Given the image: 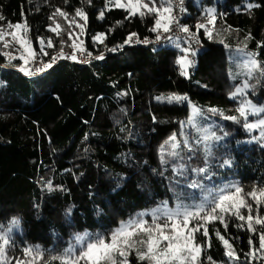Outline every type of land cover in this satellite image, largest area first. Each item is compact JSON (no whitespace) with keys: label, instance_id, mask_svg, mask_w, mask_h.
I'll return each mask as SVG.
<instances>
[{"label":"trees","instance_id":"1","mask_svg":"<svg viewBox=\"0 0 264 264\" xmlns=\"http://www.w3.org/2000/svg\"><path fill=\"white\" fill-rule=\"evenodd\" d=\"M106 3L0 0L5 18L0 29L7 30L8 23L26 24L27 38L43 65L59 49L58 44L47 47L54 41L57 9L67 14L63 18L82 22L79 39L85 49L83 63L61 57L40 75L18 71L19 57L9 60L0 50V231L11 236L10 264L25 247H38L44 260L61 256L70 245L77 248V235L107 237L122 222L163 202L173 207L199 203L207 193L189 187L194 180L213 190L238 185L247 193L264 188V147L245 141L250 134L242 118L240 123L223 118L239 117L236 109L244 98L264 106V73L257 70L249 78L237 54L242 48L254 53L264 69V0H186L181 24L197 32L201 43L196 55L189 56L194 63L187 76L176 63L186 44H147L158 34L150 31L155 14H132ZM78 9L86 21L76 15ZM209 9L215 18L211 38L204 28L196 29ZM98 35L101 40L94 39ZM245 81L253 87L245 97L231 99ZM170 95L187 100L170 104L156 99ZM190 104L201 113L197 124L210 120L220 137L210 151L195 142L193 128H184ZM182 127L193 152L184 147ZM173 133L180 141V156H168L171 149L165 145L168 163H162L161 145ZM224 160L230 164L221 167ZM180 163L189 166L186 176L173 172ZM205 167L211 173L208 179L191 171ZM258 214L264 215V209ZM226 219L227 229L214 221L207 238L198 236L204 264L209 256L215 264H264V253L246 255L259 247L258 234L237 227L241 221L235 217ZM217 232L232 245L238 261H228ZM129 261L139 264L134 253Z\"/></svg>","mask_w":264,"mask_h":264},{"label":"snow or ice","instance_id":"2","mask_svg":"<svg viewBox=\"0 0 264 264\" xmlns=\"http://www.w3.org/2000/svg\"><path fill=\"white\" fill-rule=\"evenodd\" d=\"M114 3L115 7L121 8L124 5L121 0H107V4ZM129 8L132 9V14H135V10L144 9L146 11H140V15L155 14L154 15V27L150 31L157 32L156 39L160 40L163 37L159 34L168 33L172 31V26L175 25L180 32L187 34L189 40L198 42L197 32L191 31L188 26L181 25L178 18L173 15V5L170 0H160L159 7L153 4L152 0H128ZM176 7H179L183 11V0H177ZM56 16L65 17L67 14L57 9L54 13ZM76 15L87 20L84 12L81 10L76 11ZM101 18L104 13L102 12ZM5 18L0 15V21ZM209 24L213 23L214 16L212 10L209 9L208 17L206 18ZM81 28V34H83V26ZM8 29H19L23 33L22 36H18L15 31L8 32L0 29V41L4 42V46L7 48L11 42L5 40V37L11 35L12 40L20 44L24 49L26 55H21L20 60L23 64L19 67V71L25 75H32L33 72L27 67L29 63L36 60L37 53L31 47V41L27 38L28 27L26 24L17 23L15 25L8 23ZM205 29V34L211 38V32L205 28L203 23L197 24L196 29ZM60 29V25L57 24L55 28L51 30L57 32ZM133 33L125 43H130ZM171 39L170 37H167ZM96 40H101L102 35L94 37ZM147 42V41H145ZM40 44L44 41L40 40ZM63 43V41H62ZM47 47H53L51 40L47 42ZM73 52L70 56L72 60L77 59L76 52L79 51L81 55L85 53L83 47V41L79 45L73 43L71 45ZM115 51V49H112ZM181 51L184 53L177 58L176 63L180 66V74L182 76L188 75V67L193 63L189 56H195L196 52L188 48H183ZM240 53L247 55L251 59L244 63L243 67L247 70L246 74L249 78L257 70L264 73L257 61L254 59V53L246 52L245 49H239ZM40 53L48 55L44 51V48L40 49ZM91 55V53H87ZM9 60L14 59L10 53H5ZM64 56L63 50L56 57H52V62ZM96 59H103V56H98ZM52 63H46L43 67L35 68V72H41L45 69L51 68ZM235 79V77H233ZM253 85L247 81L243 83V86H236L235 91L231 93V97L235 99L237 96L245 97V89L252 88ZM157 101L167 103H181L187 100L186 96L170 95L167 97L159 96ZM213 114L217 113V109H210ZM239 113L237 116H224V119L232 120L240 123V119L243 118V127L246 131L251 132L253 129H260L261 135L258 139L264 140V118L258 119L256 122L250 123L247 120L249 115H259L264 113V106H257L250 100L244 98L240 101L239 107L236 109ZM193 114H199V110L193 107ZM222 115V114H221ZM188 124H192V118L190 117ZM183 124V122H182ZM197 131L204 133L196 141L197 144L218 140L220 137L215 135L214 131H210L208 128H200L197 126ZM184 137V147L189 151H195L192 144L188 142L187 134L183 131V127L180 133ZM165 145L171 149L166 154L170 157L177 158L180 156L178 149L180 148V141L177 140V134L173 133L165 141L164 145H161V162L168 163L164 158ZM230 164L229 160H224V165ZM188 165L180 163L173 168V172L177 175L186 176L188 171ZM192 172L197 175L204 174V179H208L211 176L208 168L191 169ZM189 187L194 189H200L202 193L207 194L203 196L200 203H194L191 205L177 204L175 208H169L167 202H163L160 206L152 209L149 212H141L137 217L130 219L127 222H122L121 225L113 230L107 237L104 235H96L95 237H89L87 233L83 235H77L76 243L81 245L79 250H76L74 246L69 248L61 256H53L50 260H44L43 254L38 247L28 248L25 247L21 257H12L11 264H52V261H59L60 264H130L129 255L134 253L136 260L139 264H204L202 259V253L204 251L203 245L198 241V236L207 238L209 236L208 225L214 221H219L224 224L225 229L228 227L226 217H235L236 220L241 221L237 224V227H247V230L252 233L258 234L259 247L253 249L247 256L256 258L257 253H264V215L258 214L261 209H264V188H253L251 192H245L238 185L225 186L216 190L208 189L205 185L199 181L194 180ZM254 201L255 207L253 203ZM242 210H246L245 214ZM151 217V222L144 219L145 216ZM13 225H18V220L12 221ZM258 226V227H257ZM216 235L221 239L225 247V256L230 262H236L239 260V256L234 251L232 245L227 239H225L219 232ZM255 237L249 239V245L253 244ZM11 243V236L8 232L0 231V264H10V258L7 255V249ZM264 259V256L261 257ZM208 264H215L212 258L207 257Z\"/></svg>","mask_w":264,"mask_h":264},{"label":"rangeland","instance_id":"3","mask_svg":"<svg viewBox=\"0 0 264 264\" xmlns=\"http://www.w3.org/2000/svg\"><path fill=\"white\" fill-rule=\"evenodd\" d=\"M158 1L160 3V0H158ZM197 1H199V0H197ZM142 2H146V0H142ZM152 2H153V4L156 5V0H152ZM121 3L124 5L121 8L127 9V10H129L132 13L133 10L129 8L128 0H121ZM141 10L142 9L135 10V13H140ZM208 14L209 13H207L206 16H208ZM214 22H215V19H214L213 23L209 24L206 19H203L198 24H201V23H203L204 25L207 24V26H205V28L208 31H210L211 33H213V30H214ZM81 23H82L81 21H76V20H72V19H65V18H63L61 16H56L55 17L54 28L56 27L57 24L60 25V29L58 30L59 34H57V32H54V34L52 36L53 37V40H54V41H52V43L59 45V49L57 51V55H58V53L61 52V50H63V53H64V56L63 57H69L70 58V56H71V54L73 52V48L71 47V45L73 43H75L77 45L80 44L79 35L81 34V28L79 26H82ZM5 31H8V32L15 31L18 36H22L23 35V33L21 32V30H19V29H7ZM5 40L10 41L11 44H10L9 47L6 48L4 46V42L3 41H0V50L2 52L10 53L12 57L13 56H16V55H17V57H20L22 54L23 55H26L24 49L21 48L20 44H18L15 41L12 40L11 35L6 36L5 37ZM62 41H63V43H62ZM31 47H32V45H31ZM237 54H239V56L242 58L243 64L245 62H247L249 59H251L250 57H248L247 55H244V54L240 53L239 51L237 52ZM76 55H77V60H81V59L84 58V54L81 55L79 53V51L76 52ZM22 64H23V61L21 60V65ZM38 65H42V60L37 57L36 60H34L31 63H29L27 65V67H28L29 70H33V69H35V66H38ZM20 66L17 67L18 71H19V67ZM240 86H243V84H241ZM246 90L247 89H245V96H246ZM230 98L233 99L231 97V95H230ZM253 104H255V103H253ZM255 105H257L258 107L261 106V105H258V104H255ZM193 107L194 106L190 104V107H189V116L185 119L184 128L185 129H188L189 127L193 128L194 132L197 135L196 136L197 139H195V142H196L199 139L200 136L204 135V133L197 131V126L200 127V128H208V129H210V131H213L214 124L210 120H208V121L205 120L204 123H200V125H198L196 120L199 118V116H200L201 113L199 111V114L194 115L193 114ZM238 115H239V113H238ZM190 117L192 118V121H193L192 124H188L187 123ZM260 118H264V113H261L259 115H249L247 117V120H248V122L253 123V122H256ZM242 120H243V118H242ZM243 122H244V120H243ZM246 132L250 134V137L245 140L247 143H258V144H260L261 146L264 147V140L258 139L260 137V135H261L260 129H253L251 132H248V131H246ZM217 141L218 140H213L210 143L204 142V143H200V145H202L207 151H210V149L214 145H216ZM250 202L253 203V204H255L254 201H251L250 200ZM169 208H175V206L174 207L173 206H169ZM147 212H149V211H147ZM242 212H244L245 214H247L246 213V210H242ZM135 217H137V216H135ZM144 219H146L149 222H151V217L150 216H147L146 215L144 217ZM80 247H81V245L77 244L76 250H79Z\"/></svg>","mask_w":264,"mask_h":264},{"label":"built area","instance_id":"4","mask_svg":"<svg viewBox=\"0 0 264 264\" xmlns=\"http://www.w3.org/2000/svg\"><path fill=\"white\" fill-rule=\"evenodd\" d=\"M170 2L173 5V15H175L178 18V21L181 24V19L183 18L184 14H185L186 0H183V11H181L179 7H176L177 0H170ZM160 35L163 37L162 39L157 40L156 38H154L153 40L148 41L147 44L152 43V44H156V45H163V44H167L171 41H180V42H183L184 44H186L188 47L190 46L191 49L194 51L201 49V43H200V39L198 36H197L198 42L191 41V40H189L187 34L180 32L179 29L175 25L172 26V31H170L168 33L161 32ZM167 37H170L171 39H168ZM57 60H55L54 63H56ZM79 61L81 63H83L85 61V58H83ZM192 61H193V59H192ZM50 63H52V65L54 64L53 62H50ZM193 63H194V61H193ZM37 67H43V64L35 66V68H37ZM48 69H45L44 71H47ZM32 72L34 75H40L43 73V71L35 72V69H33Z\"/></svg>","mask_w":264,"mask_h":264}]
</instances>
